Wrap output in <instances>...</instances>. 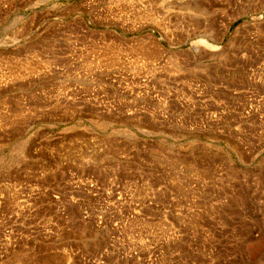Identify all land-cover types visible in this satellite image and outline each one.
Here are the masks:
<instances>
[{"label": "rangeland", "instance_id": "rangeland-1", "mask_svg": "<svg viewBox=\"0 0 264 264\" xmlns=\"http://www.w3.org/2000/svg\"><path fill=\"white\" fill-rule=\"evenodd\" d=\"M0 264H264V0H0Z\"/></svg>", "mask_w": 264, "mask_h": 264}]
</instances>
